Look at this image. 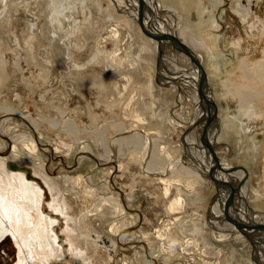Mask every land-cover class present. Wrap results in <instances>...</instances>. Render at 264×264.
<instances>
[{"label":"rangeland","instance_id":"374dc122","mask_svg":"<svg viewBox=\"0 0 264 264\" xmlns=\"http://www.w3.org/2000/svg\"><path fill=\"white\" fill-rule=\"evenodd\" d=\"M99 1V5H93L88 1L82 4L79 1H74L76 3L72 0L68 1L70 4L68 7H73V11L67 20L68 29L63 30L62 33L69 31L72 22H74L75 33L78 34L77 31L82 30V34L85 36L79 38V43L83 44L84 48L76 50L72 47L75 42L74 38L70 39L71 47L62 49L60 46L64 45L65 40L57 42L58 46L54 47V42L47 39L53 34L50 33L49 36L47 32H41L44 23L49 26L46 22L48 16L45 17L43 11L44 0H0V55L7 64L4 75H0V108L2 109H0V157L9 158L16 166L25 168L24 165L29 162L19 156L12 160L11 152L15 144L14 139L18 135L29 133L36 147L34 156L37 155L41 160L42 172L64 190L65 196L68 198L67 203L71 202L69 205L72 208L68 212L69 216L72 214L70 217L81 219V217L84 218L82 215H88L91 229L89 231L82 229L83 234H87L93 240H96L97 237L103 240L106 238L107 246L110 245L108 241H111L113 246L109 247L110 255L104 249H94L89 241L77 234L75 237L70 235L68 228L72 226L74 228V223H69L66 216L64 217L50 208L52 200L50 192L41 176L33 175L30 172L32 168H28V181L35 182L43 192L42 216L53 222L52 225H49V229L53 230L50 238L56 250L53 252L54 256L50 262H46L41 257L42 250L38 247L24 249L23 256L19 253L13 232H6L7 235L4 233L0 236V264H88L84 259L90 257L91 264H177L178 262L201 264L199 257L204 256L188 251L183 241H179L173 231L175 227L179 226V222L184 225L183 235L189 231V226L192 224H200L205 238L207 236L209 240H213L212 232H217L213 223L215 220L210 212L211 207L218 200L217 187L210 176L200 172L199 176L196 175L197 172L194 168L197 167L198 161L192 157L187 146L182 142L184 134L189 132L187 125L183 123V118L188 120L196 106L192 100L194 94L191 89L187 87L181 90L179 85L190 83V78L185 77L194 67L191 63H186L185 60L189 57L176 51L171 44L159 45L161 53H154L151 41L147 38L149 36L143 35L137 18L133 19L128 16L127 12H120L121 10L114 6V9L110 10L108 0ZM159 2L168 6L166 8L174 9L178 11L179 15L181 14L180 23L188 31L185 34L180 30L176 32V36L188 49L191 48L193 52L203 57L201 68L204 73L209 76L214 75L209 81H206L207 87L214 95L213 100L217 107L215 122L211 129L216 127L222 131L228 129L225 130L227 134L218 144H214L212 150L218 158H225L234 170H244L247 173V206L249 205L250 211H259L264 214V123L262 121L254 122L251 118L246 120L239 116L237 120L244 121L245 129L249 130L248 132L242 131L243 135H241L237 126L231 127L234 124L237 100L222 96L228 87L223 85L224 79L234 81L237 85L244 84L242 73L235 70L242 60H247L248 65L252 66L261 58L264 50V0H159ZM109 10L113 11L116 19L108 21V13H111ZM171 13L160 11L159 17L169 18L171 15L175 21L174 26H177L179 22L176 13ZM209 14H212L218 29L205 28ZM191 28H197L196 35L210 40L209 50L212 53V59L209 60L206 54L208 49L204 46L202 49L201 47L192 48L194 40ZM41 33L42 36L46 34V38H38L37 35ZM114 34H116L115 39L112 38ZM96 36L97 40L94 39ZM65 39H67L66 36ZM83 39H85L84 43ZM27 43H32V45L29 46ZM96 45L102 53L98 58L102 60L105 56L108 58L105 64L96 62V64H92L97 52ZM145 46L148 47L142 51V47ZM136 55H139L142 60V62L139 60L140 73L137 71L135 77L131 76V81L127 85L122 79L127 76L117 73L118 67H120L119 61L122 63L131 62ZM163 55L167 57L164 59L165 61L162 60ZM167 55L170 57L169 59ZM31 56H35L36 59L32 60ZM50 60L52 63L50 70L47 71L40 66ZM72 62L86 67L81 71L83 74L76 78L77 81H81V87H78L74 81L61 78L63 70H70L68 67L73 64ZM159 66H162V69L165 67L167 73H171L170 75H181L182 77L171 81L175 83L172 86L167 83L163 84L165 78L160 76ZM109 67L116 69L111 76L114 77V80L109 82L116 87L112 85V90L106 91L107 86L97 89L91 86L94 80L101 77V80L106 81V71ZM175 69L180 70L179 73L172 74V72H177ZM217 69L221 70L220 74ZM230 71L232 75L228 76ZM47 74L48 78H46ZM95 74L100 78H95ZM151 78L153 81H151L152 95L148 92L149 87L147 88L148 80ZM123 86H126L125 92ZM173 86L175 89L171 88ZM113 105L115 106L113 107ZM132 111L140 114L135 116ZM60 112L65 115L61 117ZM126 113L131 114L132 118L141 117L140 119H143L144 123H137V118L127 117ZM75 114H77L76 122L79 123V129L90 131L89 134L95 131L99 132L102 127L110 124H127L129 121L128 123L131 124H127V126L135 125L136 129L132 128L125 134L116 133L114 138L139 134L146 142L148 141L146 156L143 158L141 154L143 144L139 145L141 146L137 148L139 150L134 149V152L137 150V153L130 152L133 151V148H124L126 150L124 157H119L118 150L113 147L112 156L107 160L102 152L103 148L94 143L97 141L94 137L85 138L86 140L81 139L73 144L74 138H69L64 129L65 122L72 121ZM153 114H155V118ZM121 120L122 123H120ZM32 121L39 124L38 130L32 125ZM56 121H61V124L54 128L50 123L53 124ZM226 121L227 124H225ZM198 125L196 134L201 139L204 123L200 122ZM81 132L83 133V131ZM168 132L169 135H167ZM209 134L208 130L206 136L209 137ZM166 136H169L168 140ZM238 137H241L242 142L238 140ZM17 143H19V139L16 141ZM86 144L90 145L91 152L82 150ZM17 145L19 149L22 146V144ZM63 145L72 146V149L68 150ZM162 146H165L172 154L169 158L171 162L165 157L164 161L162 157L164 154L160 149ZM222 148H227L228 151L225 152ZM21 152L23 156L28 153L25 148ZM157 159L158 161L155 162ZM169 163H172V166L177 163L176 166L179 168L190 169V173L193 171L191 174H187L186 178L192 183L198 180L194 186V191L196 190L194 196H190V188H187L185 183L179 185L182 188V191H179L170 180V173H161L162 168L167 167ZM233 169L229 172L234 171ZM79 175L83 176L85 181L81 182L79 186L71 187V183ZM162 178L171 184L166 196L163 194L164 184L160 182ZM240 185L242 182L230 179L229 186L233 190ZM238 191L233 199L235 202L233 204L234 211L239 208L240 194ZM178 195H181L182 205L185 208L170 213L167 207ZM79 197L81 198L78 199ZM110 197L116 199L121 205L123 214L116 215L115 212L116 214L113 215V213L109 215L110 217L108 215L100 217L99 214L95 216L94 209H106L107 206L103 200ZM185 203L186 205H184ZM86 216L85 218H87ZM162 226L171 228L170 236H173L172 241L177 240L175 243L156 238V231L163 229ZM243 234L244 239L238 240V242L234 241L236 235L226 240L225 243L214 241L219 248L216 251L221 250V256L210 257L209 251H207L206 256L211 258L210 264H235L231 263L232 255L228 254L235 251L240 255V258L236 257V261L239 264H247V262L241 263V258H248L247 255L253 257L254 247L253 243L245 238V233ZM68 240L76 245V249L69 245ZM168 241L172 244H168ZM173 247L176 252L173 251L174 254L170 257L172 260H168V252L174 249ZM79 248L82 250L81 252L78 251ZM262 248L264 257V246ZM84 253L87 254L85 257ZM20 255L24 259H21ZM262 256L260 255L261 258H263Z\"/></svg>","mask_w":264,"mask_h":264},{"label":"bare ground","instance_id":"6f19581e","mask_svg":"<svg viewBox=\"0 0 264 264\" xmlns=\"http://www.w3.org/2000/svg\"><path fill=\"white\" fill-rule=\"evenodd\" d=\"M68 1L69 0H44L43 11H44L45 17L48 16V19L46 20V22L48 23L49 26H47L44 23L43 29L41 27V29L43 31H41V30L40 31L41 32H47L49 36H50V33L53 34L52 37H49L47 39L51 40L52 43L54 42L53 43L54 47L58 46V45H56L57 42L60 43L61 41L65 40L64 45H61L60 47H62V49L67 48V47L69 48V46L71 47L70 39L74 38L75 42L72 45V47L76 50L82 49V47L84 45L79 43V41H80L79 38H84L85 36L82 34L83 33L82 30H78L77 31L78 34L75 33L76 28H75V30H73L74 22H72L71 29L69 31H65L64 34L62 33L63 30L68 29L67 20H69L68 18H70V16H71L70 14L73 11V7H71V8L68 7V6H70ZM72 1L73 2L79 1V2H81L80 4L85 3L86 1H88L89 3H91L93 5H99L100 4L99 0H72ZM108 2H109V6H110L109 9L110 10L113 8V6L117 7L121 10L120 12H127L128 16L133 17V19L137 18V21L139 20V14H140L139 7L141 6V8H142V13H141L142 14V25H143L144 30L146 32H148L149 34L164 35V36H168V35L176 36V32H179L180 30L182 33L187 34L188 29H186L185 27H182V24L180 23V21H181L180 15L181 14L179 15L178 11H176L174 9L166 8L168 6L162 5L159 2V0H142V3L140 2V0H108ZM237 2H239V1H237ZM74 3H76V2H74ZM110 10H109V12H111ZM160 11L172 12L171 14L176 13V16H177V19L179 22L178 25L174 26L175 21L173 20L171 15L169 16V18H167V17H165L163 19L160 18L159 17ZM112 12L108 13L109 14L108 17L106 16L108 21L116 19L114 13H112ZM169 23H171V25H169ZM35 26H37V25H35ZM263 26H264V23H263ZM217 27L218 26L215 23V21L213 20L212 14H209L207 21L205 23V28L216 29ZM44 28H45V30H44ZM191 29H192L191 33H193V40H194V42H192V48L194 49V48L201 47V49H202V47L204 46L209 51V52L207 51L206 54L210 60V58L212 57V53L209 50L210 49V40L206 39L205 37L196 35L197 28H191ZM143 35L146 36L145 34H143ZM206 35H208V34H206ZM37 36L40 39L46 38V34L42 36V33L37 35ZM65 36L67 37V39H65ZM97 36L95 38L94 37L93 38L96 39ZM186 36H188V35H186ZM112 38L115 39L116 34H114ZM147 38H149L151 41V45H152L151 48H152L154 53L157 52L158 54H160L161 49H159V45L162 46L164 43L171 44L173 47H175L176 51L184 53L179 46H177L176 44H174L171 41H167V40L156 41L150 37H147ZM82 41L84 43L85 39H83ZM27 44L29 46L32 45V43H27ZM97 45L95 47V49L97 51L95 54L96 56L94 57L95 61L92 62V64L95 62L98 64H105V62L108 61L107 60L108 58H107V56H105L103 60L98 58L99 54L101 55L102 53H101V51H99ZM146 47H148V46H145L144 48L142 47L141 50L142 51L146 50ZM0 49H1V43H0ZM191 50H192L191 48L188 49L189 53L191 54V56L193 57V59L195 61L194 62L191 61V58L189 56H187L189 58H187L185 60L186 63H189V64L191 63V65L194 67V69L191 70L189 75L187 73V77H185V78H190V83H187V84L183 83V84H180L179 86H180L181 90H183L184 88L186 89L187 87H189L191 89L192 94H194V96L192 97V100L196 106V109L192 112V116L188 120L183 118V120H184L183 123L187 125L189 132L186 135L184 134V136L182 138V142L184 145L187 146V149L189 150L192 157L198 161L197 167L194 168L195 171L197 172L196 175L199 176V172H200L201 174H205V175L209 176V173H210L211 168L213 166V157H212L211 153L208 151V149L205 147L203 140L205 143H208V145L211 146L213 149L214 144H218L223 139V137L227 134V133H225V130H227L228 128L223 130V131L220 130L219 127H216L213 130L211 129L213 127L212 124L215 122L217 107L214 103L215 101L213 100L214 95L210 91L209 87H207L206 81H209V79L214 75L209 76V75L204 73L203 69L201 68V66H202L201 64L204 61L203 57L200 54H196L195 52H193V50L192 51ZM165 58H167L166 55H163L162 60H164ZM169 58L170 57L168 56V59ZM31 59L34 60L36 58H35V56L34 57L31 56ZM111 59H113V58H111ZM117 59H119V58H117ZM92 60H93V58L91 59V61ZM113 60H115V59H113ZM139 60H141L139 55H136L134 60H132L131 62L127 61V62L122 63L119 61L120 67H118L117 73L119 75L124 74L125 76H127V77H123V78L121 77L123 79V81L127 83V85L131 81V76H132V78L135 77L137 71L140 73V65H139L140 61ZM216 60H213V61H216ZM164 61H163V63H164ZM141 62H142V60H141ZM111 63H113V62H111ZM6 65H7L6 62L4 61L2 56L0 55V73H1L0 75H2V76L4 75ZM40 66H42L47 71L50 70V66H52L51 60L45 61V63L41 64ZM215 66H216V64H215ZM68 68H70V70H68V69H66V71L63 70V72L61 73V78L67 79L68 81H71V82L74 81L75 84H78V87H81V81H77L76 78H79V75L83 74L81 71L83 69H85L86 67L83 65H80V64L78 65L76 62H74ZM109 68L106 71L107 79L104 78L106 81L101 80L102 77L100 78L99 76H97L95 74V78H100V79L94 80L91 83V86L96 87V89L97 88H104L105 86H107L106 91H111L113 88L112 87L113 84L109 83V82L114 80L113 79L114 77H111V76H113L112 74L114 71H116V69L112 68V67L110 69ZM151 70H152V68H151ZM159 70H160V76L162 78L163 77L165 78V80L163 81V84L167 83L168 85L172 86V84H175V83H173L171 81L178 80L179 77H182L181 75L180 76L170 75L171 73L170 74L167 73V69L165 67H164V69H162V66H159ZM235 70L242 73V75H243L242 81L244 82V84L237 85L234 81L231 82V80L224 79L223 85L228 86V87H226V90L222 96L224 98L231 97V99L237 100V110L234 113V119H233L234 124L231 125V127L237 126L238 131L240 132L241 135H243L242 131L248 132L249 130L245 129L244 121L241 122V121L237 120V118L239 116L245 118L246 120L251 118V120L254 122L255 121L256 122L262 121L264 123V50L262 51L261 58L258 59L252 66L248 65L247 60H242L236 66ZM178 71H180V70H178ZM178 71L176 73L172 72V74H177V73H179ZM217 72H218V74H220L221 70L217 69ZM231 75H232V72L230 71L228 73V76H231ZM46 78H48V74H47ZM116 78H118V77H116ZM216 78H218V77H216ZM151 81H152V78L150 80H148L147 88L149 87L148 92L152 95L151 83L153 81L152 82ZM187 81H188V79H187ZM201 81H202V85H201ZM120 83H119V85H120ZM177 84H179V83L177 82ZM113 86L116 87L115 85H113ZM171 88H174V86ZM123 89L122 90L125 92L126 86H123ZM116 90H117V88H116ZM114 95H115V93H114ZM129 104H128V106H129ZM114 106L115 105H113V107ZM129 108H128V110H129ZM120 110H121V107H120ZM12 111H14V110H12ZM127 111H124V112H127ZM2 112H4V111H2ZM60 113H61L60 114L61 117L63 115H65V113H62V112H60ZM218 113H219V111H218ZM126 114L128 115V113H126ZM134 114L136 116L137 113H134ZM138 114H140V113H138ZM141 115H143V114H141ZM153 116H154V118L156 117L155 114H153ZM76 117H77V114L74 115L72 121L65 122V129H64V131L67 132V136L69 138H71V137L74 138V143L72 142L73 144L80 141L81 139L84 140L85 138L94 137L97 140V141L94 140L95 141L94 143L96 144V146L103 148L102 152H104L106 160L111 158L113 147L114 148L116 147V149L118 150L119 157H124L126 155L124 153L126 151L124 148H126V149L127 148H129V149L133 148V151L132 150L130 151L133 153L135 148L137 149L138 147H141V146H139L140 144H143L142 145L143 147H141V148H143V152L141 154H142L143 158H144V156H146L145 154H146V150L148 147V145H147L148 141L146 142V140L143 139V137L140 136L139 134H134V136H131V137L114 138V135L116 133L125 134V133L130 132V130L135 127V125L134 126L133 125L127 126V124H131V123H128L129 121L127 122V124H120V125L119 124L115 125V123L114 124L109 123L110 124L109 126L103 125L104 127H102L101 130H99V132L95 131L96 132L95 133L92 131L93 133L89 134V133H91L90 131L79 129V123L76 122ZM127 117H131V114L128 115ZM133 118L134 119L137 118V120H136L137 123H140V124L144 123V120L142 119L143 120L142 121L140 119L141 117L139 118L137 116V117H133ZM207 119H210L209 120L210 123H209V126L207 128V131L209 130L210 134H209V137L205 136V138L203 140H201L197 137L196 130L199 127L198 124L200 122L205 124ZM122 120L120 123H122ZM31 123L38 130L39 124H37V122H35V121L34 122L32 121ZM146 123L148 124L147 121H146ZM60 124H61V121L60 122H57V121L53 122V124L50 123V125L53 126L54 128L59 127ZM225 124H227V121ZM177 125H178V123H177ZM143 128H145V127H143ZM134 129H136V128H134ZM232 129H234V128H232ZM93 130H95V129H93ZM64 131H63V133H64ZM81 131H83V133ZM231 131H233V130H231ZM64 135H66V134H64ZM167 135H169V132L167 133ZM64 137H66V136H64ZM166 137L168 140L169 136H166ZM18 139H19V143H17V144H22L20 149H19L18 145L16 144V141ZM14 140H15V144L12 147V152H11L12 160L16 156H19V158L24 157L23 160H26L29 163L24 165L25 168H21V167L16 166L14 164V162H11V160L9 158H1L0 157V236H2L6 232L7 233L13 232L12 234L14 235L16 243L18 245L19 253L22 255H23L24 249H26V248H33L34 249V248L38 247L40 250H42L41 257H43V259L46 262H50V259L54 256L53 252L56 249L53 247V242L51 241V238H50V234L53 233V230L49 229V225H52L53 222L51 220L45 219V217L42 216L41 206L43 203V192H42L41 188L38 185H36L35 182L28 181V179H27V174H28L27 169L32 168V170L30 172L33 175L41 176L45 186L47 187L48 191L51 194L52 200H51L50 208L54 212H59L60 215H64V217L66 216L67 221H69V223L70 222L74 223V225H75L74 228H73V226L71 228L70 227L68 228V229H70L68 231L70 233V235L72 234L71 236L75 237L77 234V236H80V237L84 238L85 240L89 241L93 245L94 249H98V250L104 249L107 253L109 252V255H110L111 250L109 247L113 246L111 241H108V243H110V245L107 246L105 244L106 238L104 239L105 241L99 237H97L96 240H93L87 234H83L82 229L83 230L88 229V231H89V229H91V227H90L91 225L88 221L89 218L87 217L88 215L87 216L82 215V216H84V218L81 217V219L80 218L77 219V217H76V219L70 217L72 214H70V216H69L68 212L72 208V206L70 207V205H69L71 202L69 204L67 203L68 198H66L64 190H62L61 187L57 183L52 181L50 178H48L42 172L41 160L37 155L34 156V153L36 151V147H35L34 140L31 137V135L29 133L23 134V135H18L16 137V139H14ZM238 140L241 141V137ZM152 142H155V141H152ZM63 146L66 147L68 150L72 149V146H67V145H63ZM254 146H257V144H254ZM154 147H155V145H154ZM24 148L27 150L28 153L23 156V153L21 151H24ZM156 148H157V146H156ZM160 149L164 154V156H162L164 161H165V158L169 161V158H171L172 154H170L169 150H167L165 148V146H162ZM82 150L86 151V152L92 151L89 144L84 145ZM137 150H139V149H137ZM137 150H135L134 153H137L136 152ZM223 150L225 152L228 151L227 148H224ZM214 154L218 160V167H216V169L213 173V176L215 177L217 182H219V183L225 182V183L229 184L230 179L235 180L236 182H239V183L242 182V185H240L237 189L234 190L235 191L234 196H235L236 191L239 190L238 191L240 194V196H239V198H240L239 208L237 209V211H234L233 206L229 209V215H228L229 219H231L233 221L240 222L242 224H245V226H249V228L239 229L236 226H234L232 223H230L228 221V219L225 218L224 209H225V205H226V200L228 199L229 189L226 187H223L219 184L214 183L215 186L217 187V192H218L217 193L218 194L217 199L218 200H216L217 202L210 209L211 215L213 216V219L215 220V221H213L214 227H215V230L217 231V232H215V231L212 232L213 240L207 239V236L205 238L203 229H202L200 224H194V225L192 224L193 227L189 226V231H187V233H185L183 235L182 228L184 225L179 223V222H178V225H179L178 227H175L174 229L172 228L175 235L177 236L176 238L179 241H183V243H184V245L188 251H190V252L192 251L193 253L197 252V253L204 256V257H202L203 259L199 257L201 264H210L211 258H208L206 256L207 251H209L208 253H209L210 257L214 256V257L218 258L219 255L221 256V250L216 251V249H219V248H218V245H216L214 243V241L216 243H225L226 240H229V238H233V236L236 235V237H234L235 238L234 241L237 240L236 242H238V240L244 239L243 233H245V238H247L250 242L253 243L254 254H253V257H251L250 255L249 256L247 255L248 258H241V263L247 262V264H264V257L262 256L263 255L262 254L263 253L262 252V249H263L262 246H264V230L263 229L259 230L257 228H254L257 226H264V214L260 213L259 211H256V212L250 211L251 209L249 210V205L247 206V199H248L247 173L244 170H237V169L234 170L233 168H231V165H229V163L226 161L225 158H218V156L216 155L215 152H214ZM157 161H158V159L155 160V162H157ZM169 162H171V161H169ZM171 164L169 163L167 167L162 168V172L160 169V172L163 174L169 172L171 175L170 180L176 185V188L179 191H182V188H180L179 185L185 183L186 184L185 186H187V188L188 187L190 188V191H189V192H191L190 196H192V195L194 196L195 191H196V190L194 191V186H196L198 180L197 181L193 180L195 183L194 182L192 183L191 180L186 178L187 174H191L193 171L191 170L192 172L190 173V169H187L184 167L179 168L176 166L177 163L176 164L174 163L175 165H173V166ZM155 166H156V164H155ZM231 169H233L234 171L229 172V170H231ZM84 181H85V178L83 176L79 175L71 183L72 186L71 185L70 186L71 187L79 186L81 184V182H84ZM160 182L164 184L163 194L165 196L168 195L169 187L171 186L170 182L168 183L167 180H163V178L160 179ZM209 184L211 185V182ZM183 185H182V187H183ZM80 189H82V188H80ZM77 191H76V193H77ZM88 194H90V193H88ZM88 194H86V195L87 196L91 195V194L90 195H88ZM74 195H76V194H74ZM78 196H80V195H78ZM187 196H189V195H187ZM80 198L81 197H79L78 199H80ZM82 198H83V195H82ZM255 199H257V198H255ZM103 201L107 206V207H105L106 209H102V208H96V210L94 209L95 216H97L98 214L100 215V217H106L107 215L109 216V215H112L113 213H114L113 215H115L116 213H117L116 215L123 214V209H122L121 205L117 202L116 199L110 197V198L104 199ZM182 203H183L182 197H181V195H178L177 198H175L173 201H171L169 203L167 208L170 211V213L176 212V210L181 211V209L183 208ZM234 203L235 202L233 201V204ZM184 205H186V203ZM98 207H100V205H98ZM184 208H185V206H184ZM85 216L87 218H85ZM75 220L77 221L76 224H75ZM34 221H36V222L34 223ZM73 223H71V224L73 225ZM13 225H14V228H13ZM67 225L70 226V224H67ZM121 227H123V226H121ZM112 228H114V227H112ZM162 228H163V226H162ZM114 229H116V228H114ZM114 229H113V231H114ZM170 231H171V228L164 226L163 229H161V230L158 229L156 231V233H157L156 238H158L162 241L169 240L170 242H174V241H172L173 236L172 237L170 236V234L172 233ZM239 231H241V232H239ZM111 232H112V230H111ZM7 233H6V235H7ZM113 233H115V232H113ZM170 242L168 244L171 245L172 243H170ZM181 244H182V242H181ZM181 244H180V246H181ZM69 245L72 248L76 249V245L73 242L69 241ZM174 247H178V246H174ZM171 250L168 252L169 253V256L167 257L168 260H172V259H170V257L172 256V254H174L176 252V251H174L175 248L171 249ZM78 251L81 252L82 250L79 248ZM173 251H174V253H173ZM235 252L228 253V254L232 255V258L230 259V261H231V263L239 264L236 261V257L238 256V258H240V255H238L237 252L236 253ZM35 254H37L36 251H35ZM86 255L87 254L84 253V257ZM260 255L263 258H261ZM193 256H195V255H193ZM19 257H21V255ZM21 259H24V258L21 257ZM206 259H208V260H206ZM221 259L223 260L222 257H221ZM84 260L87 261L88 264H91V257L84 259ZM84 260H82V261H84ZM177 264H181V263L178 262Z\"/></svg>","mask_w":264,"mask_h":264},{"label":"water","instance_id":"95a60500","mask_svg":"<svg viewBox=\"0 0 264 264\" xmlns=\"http://www.w3.org/2000/svg\"><path fill=\"white\" fill-rule=\"evenodd\" d=\"M140 2L142 3V0H140ZM139 12H140V14H139V20H138V22H139V25L141 27V30L143 31V33L145 35L149 36L150 38H152V39H154L156 41H164V40H167V41L173 42L174 44H176L177 46H179L182 49V51L184 52V54H186L187 56H189L191 58V61H193V62L195 61L193 59V57L191 56V54L189 53L187 47L176 36H174V35H172V36L171 35H168V36H164V35H153V34H149L148 32H146L144 30V28H143V25H142V14H141L142 13V8H141V6L139 7ZM201 85H202V81H201ZM209 120L210 119H207L206 120V122H205V124H204V126L202 128L201 136H200L201 140H203L205 138L206 134H207L206 133L207 132V128H208L209 123H210ZM203 143H204L205 147L208 149V151L211 153V155L213 157V166H212L211 171L209 173L210 179L215 184H219V185H221V186L226 187V188L229 189L228 199L226 200V205H225V209H224L225 218L228 219V221L230 223H232L234 226H236L239 229L249 228V226H245V224H242L240 222L233 221V220L229 219V216H228L229 215V209L233 206V199H234V192L235 191L229 186L228 183H225V182L219 183V182H217V180L213 176V173H214L216 167H218V160L215 157V154H214V152L212 150V147L209 146L208 143H205L204 140H203ZM254 228H257L259 230H262V229L264 230V226H257V227H254Z\"/></svg>","mask_w":264,"mask_h":264}]
</instances>
